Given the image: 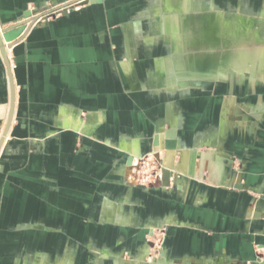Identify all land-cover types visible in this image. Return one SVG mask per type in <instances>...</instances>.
I'll list each match as a JSON object with an SVG mask.
<instances>
[{
  "label": "crops",
  "instance_id": "1",
  "mask_svg": "<svg viewBox=\"0 0 264 264\" xmlns=\"http://www.w3.org/2000/svg\"><path fill=\"white\" fill-rule=\"evenodd\" d=\"M67 1L0 0V26ZM114 1L39 21L8 49L15 104L0 147V264H72L77 245L89 239L121 240L134 250L142 238L135 228L151 225L158 207L165 226L162 260L152 264H219L232 257L250 264L257 249L264 250V114L248 131H226L222 153L243 159L238 176L224 173L222 181L221 158L214 149L197 147L216 146L220 134L213 132L194 147L179 148L193 152L186 166L201 177L182 173L193 179L177 177L175 189L149 194L124 185L128 158L151 145L163 108L159 95L135 89L145 88V81L134 75L133 62L121 60V29L109 7ZM161 24L163 33V19ZM163 59L170 65L162 57L159 68ZM9 97L0 59L1 115ZM263 109L258 106L257 115ZM230 111L224 108L222 121ZM166 112L170 121V106ZM163 130L172 132L169 140L177 146L188 135L183 129L176 138L172 121L158 132L162 146ZM78 252L82 259L84 251Z\"/></svg>",
  "mask_w": 264,
  "mask_h": 264
},
{
  "label": "rangeland",
  "instance_id": "2",
  "mask_svg": "<svg viewBox=\"0 0 264 264\" xmlns=\"http://www.w3.org/2000/svg\"><path fill=\"white\" fill-rule=\"evenodd\" d=\"M69 1L72 0L67 2ZM166 1L163 0L162 3L161 0H115L109 5L115 13L113 21H116L121 29V60L126 58L133 62L136 69L134 75L145 81V88L138 84L135 89L140 93L152 91L161 97L163 116L157 122V129L160 131L163 128H171L173 121L176 138L181 136L180 131L183 129L188 134L186 138L179 137V145L177 149H172L176 151L169 155L170 157L167 154L162 156L159 150L160 148L165 150L160 143V134L159 149L153 152L151 137V145L142 150L139 156H134L137 161L133 162V158L132 165L124 168L121 182L148 194L162 191L163 188L175 189L177 177L193 179L182 175L184 171L183 174L193 175L188 172L190 166L177 165L182 160V151L188 152L179 148L194 147L203 139H208L213 132L220 134L216 146L203 143L197 147L205 150L214 149L217 153L216 159L221 158L222 181H225L224 173L228 179L238 176L241 173L243 159L234 151H226L229 158L222 153L226 131L232 133L239 130L248 131L264 114L263 109L257 115L258 106L264 107V0ZM62 4L30 10L33 12L31 17L49 11L39 17L35 22L37 23L61 15L62 13L54 8ZM83 5L73 4L69 9ZM162 19L163 33L160 30ZM207 30L212 34L209 41L203 44L200 40L204 39ZM186 34L197 37L199 44H189ZM149 37H153L150 44L145 41V38ZM174 37L176 40L180 39L179 45L172 41ZM176 45L179 48H176ZM125 49H130L128 55ZM158 57H168L171 60L170 65L164 70L159 68ZM179 82H182V85H179ZM142 95V98L137 99L140 101L139 105H143L145 100L146 94ZM230 97L233 104L226 107L231 111L222 121L226 99ZM169 106L170 121L166 112ZM4 116L0 114V135L5 125ZM134 134L137 137L141 136L139 131ZM129 136L125 137V140H129ZM162 158L163 161L169 159L174 166H178L180 172L175 177L171 172L166 185L163 183ZM231 159L233 160L230 162ZM154 210L156 218H153L151 225L144 224L140 228H135V236L142 237L137 238V242L139 240L140 243L135 246L136 249L130 250V245L121 240L100 243L89 239L87 243L77 245L75 253L77 258L73 259L72 264H152L157 259L162 260L160 252L163 249L165 226L160 216L163 215V208H154L153 212ZM79 249L84 251L82 259H79ZM219 264H242V261L232 257L224 259ZM250 264H264L263 249H257L255 259Z\"/></svg>",
  "mask_w": 264,
  "mask_h": 264
},
{
  "label": "water",
  "instance_id": "3",
  "mask_svg": "<svg viewBox=\"0 0 264 264\" xmlns=\"http://www.w3.org/2000/svg\"><path fill=\"white\" fill-rule=\"evenodd\" d=\"M100 0H72L69 1L67 3H64L62 5H59L57 7H55L54 9L56 11H60L62 14L67 13L69 7H71L73 4H92V3H96L99 2ZM49 11L46 12H41L33 17H31L32 13L31 11H26L24 13V17L22 20L17 21L11 25H8L6 27H1L0 26V59H2L5 68H6V72H7V76H8V80H9V87H10V109H9V114H8V118L2 133V136L0 138V145L2 143L3 137L6 134L10 123H11V119L13 116V109H14V104H15V91H14V84H13V78H12V73H11V67H10V63L9 60L7 58V52L8 49L11 48L14 43L22 36L25 34V32L38 20L39 17L44 16L46 13H48ZM182 85V84H180ZM159 143V135L158 133H155L153 136V140H152V146L157 145ZM165 149H177V142L175 141V139L172 140H165V145H164ZM133 157L130 156L128 158V164H131ZM162 174H163V183L164 185L167 184V180L169 179V177L171 176V172L167 169L162 170Z\"/></svg>",
  "mask_w": 264,
  "mask_h": 264
},
{
  "label": "bare ground",
  "instance_id": "4",
  "mask_svg": "<svg viewBox=\"0 0 264 264\" xmlns=\"http://www.w3.org/2000/svg\"><path fill=\"white\" fill-rule=\"evenodd\" d=\"M216 16V15H215ZM222 22V21H221ZM187 26V25H186ZM185 28V27H184ZM186 29V28H185ZM202 29V28H201ZM204 29V28H203ZM192 32V31H191ZM202 32V31H201ZM183 33V32H182ZM192 34V33H191ZM190 34V36H189V34H186L185 36H187L188 38H187V42L189 43V44H192V43H194V44H199V41H197V37H192V35ZM196 34V33H195ZM211 34H212V32L210 31V30H207L206 32H205V34H204V39H201L200 41L203 43V44H206L207 43V41H209V38H210V36H211ZM184 36V37H185ZM176 37V36H175ZM183 37V38H184ZM175 40H176V38H174ZM185 39H186V37H185ZM219 40V39H218ZM177 41V43H181V41H180V39L179 40H176ZM184 42V41H183ZM214 42H218V41H214ZM182 45V44H181ZM187 45V44H186ZM207 46V45H206ZM10 49V48H9ZM197 50V49H196ZM212 50V49H211ZM195 51V50H194ZM209 52V51H208ZM212 55V54H211ZM194 56V55H193ZM191 57V56H190ZM199 57V56H198ZM202 57V56H201ZM204 57V56H203ZM236 59V58H235ZM166 60L167 59H163L162 60V62H160L161 63V65H160V67H161V69L163 68V70L166 68V67H168V61L166 62ZM1 61H2V59H1ZM189 61V60H188ZM191 61V60H190ZM3 62V61H2ZM4 64V63H3ZM5 66V65H4ZM6 69V68H5ZM7 73V72H6ZM7 78H8V76H7ZM8 83H9V80H8ZM9 91H10V87H9ZM9 109H10V97H9V103H8V109H7V111H6V113H5V118H6V120H4L5 121V124H6V121H7V118H8V114H9ZM3 118V117H2ZM2 120V121H3ZM4 127H5V125H4ZM4 127H3V129H2V132H1V135H0V138H1V136H2V133H3V130H4ZM7 133V132H6ZM172 133V132H171ZM169 131H166L165 133H163L164 135V137H166V139L168 140V139H170V138H172V135H170L171 134ZM167 136H166V135ZM6 135V134H5ZM5 135H4V137H5ZM4 137H3V139H4ZM2 142H3V140H2ZM2 144V143H1ZM159 144L160 143H158L157 145H154L153 146V152H157V150L159 149ZM164 145H165V142H164ZM163 145V146H164ZM0 147H1V145H0ZM159 150H161L160 152H161V154H162V156H164L165 154H167V156H171L172 154H174L175 153V151L176 150H172V149H165V150H163V149H159ZM191 151V150H190ZM194 151V150H193ZM199 151V150H198ZM200 152V151H199ZM204 152V151H203ZM203 152H201V156L202 157H206V154L205 153H203ZM206 152V151H205ZM164 154V155H163ZM177 154V153H176ZM176 154H175V156H176ZM190 154L192 155L193 154V152L191 151V152H184V151H182V160L177 164V165H185L186 163H187V160L189 159V158H187L188 157V155L190 156ZM169 156V157H170ZM168 157V158H169ZM194 157V156H193ZM172 158H173V156H172ZM171 159V158H170ZM134 161H137L136 159H134ZM133 161V162H134ZM205 161V160H204ZM139 162V161H138ZM173 162V161H172ZM176 163L178 162V161H175ZM161 163H162V167L164 168V169H167V170H169L170 172H172L173 173V175H175V174H177V173H179V171H178V166H174V164H172L171 163V161H169V159H167V161L165 160V161H163V158L161 159ZM199 163V162H198ZM206 163V162H205ZM132 165V164H131ZM134 166V165H133ZM132 166V167H133ZM198 166V165H197ZM131 167V166H130ZM161 167V168H162ZM129 170V169H128ZM132 170V169H131ZM183 170V169H182ZM187 170V169H186ZM193 169H191V167H189V171L188 172H190V174H194L193 173V171H192ZM203 170V169H202ZM192 171V172H191ZM185 172V171H184ZM183 172V173H184ZM161 173V172H160ZM195 176L196 177H201V171H197L196 172V174H195ZM159 260V259H158ZM259 260V259H258ZM261 261V260H260Z\"/></svg>",
  "mask_w": 264,
  "mask_h": 264
}]
</instances>
